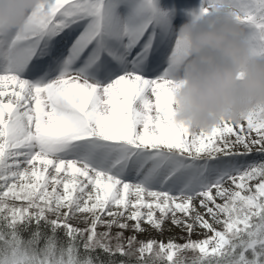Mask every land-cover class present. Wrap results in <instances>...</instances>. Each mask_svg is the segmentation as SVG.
<instances>
[{
	"label": "snow or ice",
	"instance_id": "1",
	"mask_svg": "<svg viewBox=\"0 0 264 264\" xmlns=\"http://www.w3.org/2000/svg\"><path fill=\"white\" fill-rule=\"evenodd\" d=\"M224 3L264 58V0H42L0 24V264H264V106L174 119L173 20ZM166 223L183 244L138 240Z\"/></svg>",
	"mask_w": 264,
	"mask_h": 264
},
{
	"label": "clouds",
	"instance_id": "2",
	"mask_svg": "<svg viewBox=\"0 0 264 264\" xmlns=\"http://www.w3.org/2000/svg\"><path fill=\"white\" fill-rule=\"evenodd\" d=\"M42 0H0V24L20 28ZM242 12L217 4L199 19L186 18L177 29L188 58L176 77L173 112L190 130L210 131L228 121L238 123L264 106V58L255 56L237 22Z\"/></svg>",
	"mask_w": 264,
	"mask_h": 264
},
{
	"label": "rangeland",
	"instance_id": "3",
	"mask_svg": "<svg viewBox=\"0 0 264 264\" xmlns=\"http://www.w3.org/2000/svg\"><path fill=\"white\" fill-rule=\"evenodd\" d=\"M174 3V0H158V4L161 7L162 10L167 11L171 5ZM199 5V0H191V7L195 8L198 7ZM187 18V16H185V18L181 21V20H173V23L176 24L177 26H179L181 23H183L185 21V19ZM72 223L74 224V226L77 227H81L83 228L84 225L83 224H77L75 221H72ZM144 227H147L146 225ZM171 226L169 224H165L164 225V232L163 235H158L154 230L149 232V233H145L143 235L138 236V240L141 241H147V239L149 238H154L157 241H162V242H166L170 237H175V242L178 244H183L185 242V240L187 239V237H185L184 239H180L179 237L183 236L184 234L181 232V230L179 228H173L171 231H168V229ZM103 230V229H101ZM116 229H113V232H115ZM196 232H202L201 229L197 228ZM132 233L130 231H126L124 233L125 237L131 235ZM200 237L198 235H196L195 233L192 235L191 239L193 240H197ZM189 256L191 255V253L188 254Z\"/></svg>",
	"mask_w": 264,
	"mask_h": 264
},
{
	"label": "trees",
	"instance_id": "4",
	"mask_svg": "<svg viewBox=\"0 0 264 264\" xmlns=\"http://www.w3.org/2000/svg\"><path fill=\"white\" fill-rule=\"evenodd\" d=\"M249 159H255V157H249ZM62 235V234H61Z\"/></svg>",
	"mask_w": 264,
	"mask_h": 264
}]
</instances>
